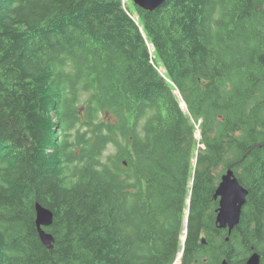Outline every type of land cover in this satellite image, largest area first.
Instances as JSON below:
<instances>
[{"label": "trees", "instance_id": "16d2710c", "mask_svg": "<svg viewBox=\"0 0 264 264\" xmlns=\"http://www.w3.org/2000/svg\"><path fill=\"white\" fill-rule=\"evenodd\" d=\"M230 167L250 193L226 242ZM252 248L264 259V0H0V264H242Z\"/></svg>", "mask_w": 264, "mask_h": 264}, {"label": "water", "instance_id": "95a60500", "mask_svg": "<svg viewBox=\"0 0 264 264\" xmlns=\"http://www.w3.org/2000/svg\"><path fill=\"white\" fill-rule=\"evenodd\" d=\"M165 0H134L138 6L153 11ZM248 189L241 184L235 172L230 168L222 175L219 186L216 190L215 197L219 198L220 208L218 209L217 224L220 228H229V232L240 223L242 208L247 202ZM36 209V226L39 236L44 245L49 249L54 247V235L46 230L54 222L53 211L37 202ZM261 255L254 252L245 264H260ZM222 264H229L224 259Z\"/></svg>", "mask_w": 264, "mask_h": 264}, {"label": "rangeland", "instance_id": "374dc122", "mask_svg": "<svg viewBox=\"0 0 264 264\" xmlns=\"http://www.w3.org/2000/svg\"><path fill=\"white\" fill-rule=\"evenodd\" d=\"M126 1H128V0H126ZM88 97H89V94H84V99L87 100ZM198 135H199V134H198ZM116 150H117V147H116L114 144L109 145L107 151L105 152V157H104V159L106 158L107 155H109V154H114V153L116 152ZM176 264H179V262L176 263Z\"/></svg>", "mask_w": 264, "mask_h": 264}]
</instances>
